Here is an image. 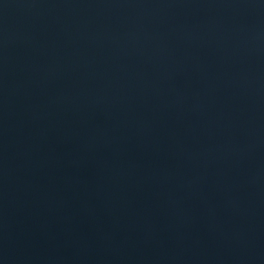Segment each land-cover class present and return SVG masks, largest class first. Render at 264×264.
<instances>
[{"label": "water", "instance_id": "water-1", "mask_svg": "<svg viewBox=\"0 0 264 264\" xmlns=\"http://www.w3.org/2000/svg\"><path fill=\"white\" fill-rule=\"evenodd\" d=\"M264 130V0H0V212Z\"/></svg>", "mask_w": 264, "mask_h": 264}]
</instances>
